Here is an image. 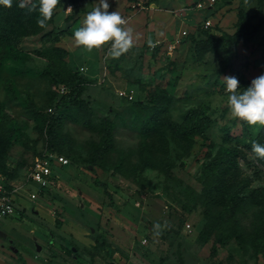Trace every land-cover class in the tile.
Instances as JSON below:
<instances>
[{
	"label": "rangeland",
	"instance_id": "rangeland-1",
	"mask_svg": "<svg viewBox=\"0 0 264 264\" xmlns=\"http://www.w3.org/2000/svg\"><path fill=\"white\" fill-rule=\"evenodd\" d=\"M180 1L108 0L109 11L133 30L134 47L119 59L109 55L110 45L89 53L74 44V31L98 0H60L53 22L39 33L26 14L0 44V140H10L0 175L16 202L14 214L0 217V257L7 264H264V204L236 216L246 244L226 236L233 229L229 209L218 216L229 192L264 189V164L247 146L262 127L231 116L223 78L235 76L242 93L264 74V0H221L209 12L196 8L198 0ZM249 24L254 34L240 40L235 56L227 42L209 48L195 42L229 37ZM54 47L68 54L60 58ZM45 71L57 77V87ZM76 72L85 80L83 93L78 103L64 104ZM52 116L59 122L49 138ZM104 117L115 124V146L92 162ZM200 120L203 132L185 140L168 125ZM234 149L236 160L224 166ZM46 154L69 164L57 163V177L42 188L30 173ZM133 168L135 175L124 174ZM229 168L239 177L226 188L218 175ZM247 179L248 187L238 185ZM209 202L218 218L212 223ZM165 222L156 236L153 225Z\"/></svg>",
	"mask_w": 264,
	"mask_h": 264
},
{
	"label": "trees",
	"instance_id": "trees-1",
	"mask_svg": "<svg viewBox=\"0 0 264 264\" xmlns=\"http://www.w3.org/2000/svg\"><path fill=\"white\" fill-rule=\"evenodd\" d=\"M128 1H134V0H128ZM19 2L20 0H13V6L11 8H7V7L0 5V44L4 40L9 38L11 34H13L16 31H19V29L23 26V21H24L23 18L26 14L30 15L32 19H34L33 24L36 28L35 32L39 33L45 29V28H40L37 25L38 12L28 13L27 9H20L18 7ZM33 2L38 3V0H33ZM59 6L60 4L57 5L56 9ZM53 19H54V15H53L52 20L49 21V23L53 22ZM250 28L251 26L249 24V25H246L244 28L239 29L235 34L230 35L229 37H219V38L208 37L207 39H200V40H196L195 42L198 45L201 44L205 46L204 48H209L213 44H216L217 42H222V41L227 42L232 48L233 55L235 56L238 51L237 47H238L240 40L242 38L248 39L249 37L253 36L254 27L252 29ZM52 51L60 58H64L68 54V51L63 47H54ZM43 75L46 78H48L49 82L53 84L55 87L58 86L57 77L53 75L51 71H45ZM72 78L75 84L70 90V93L68 94V101H66L64 104H70L73 102L78 103L79 102L78 100H80L79 97L83 93V88H84V83H85V80L83 79V77L79 73L76 72L75 74H73ZM31 109L35 111L33 107H31ZM192 114L194 118L198 116L196 111H194V113ZM58 122H59V118L55 116H52L48 119L47 134L49 138L53 136L54 129L56 128ZM203 122H204L203 120H200L198 124H195V125L193 124L192 126H185V125H181L174 121H169L168 125L171 127L174 133H176L179 137L185 140V139L190 138V136H192L193 134H198V133L203 132V129L201 128L202 126L204 127ZM206 125H208V123ZM114 130H115L114 122L111 121L109 118L104 117L101 120V125L99 126V131L101 133L100 139L98 142H94L91 146L90 159L92 162L99 161L100 159L108 155L114 149V146H115ZM3 131L6 132V129L3 128ZM253 141L264 144V127L261 128V130L259 131L256 137L254 138L248 137L247 146L250 150H251V143ZM8 143H10L9 137H6L5 140L4 139L0 140V166L4 169V171H5L6 166H5V162H2V159L4 158V154L7 152L6 147ZM236 152H237V149H234L233 153L228 155V159L226 163L223 164L224 166H227V165L229 166L230 160L231 161L233 159L236 160L235 159V157L237 156ZM255 158L258 161H260L262 164H264V160L259 159L256 156ZM143 164L145 166V165H148L149 162L146 161V163L143 162ZM66 165H63V166L65 167ZM56 167L57 166L54 167V170ZM136 172L137 170L133 168L131 170L129 169L126 170L124 174L127 176H133L135 175ZM256 172H258V170H256L255 173ZM238 177H239V173L236 174L235 172H232L231 169L229 168V169H224L222 172L219 173L218 181L221 184L226 183L225 187L228 188L229 186L227 183L229 181L232 183L237 182ZM96 182L99 185L104 187V191L112 200V193L108 190V186L105 183H102L97 179H96ZM238 185L243 188L248 187L249 181L247 179L246 181L238 183ZM217 188H219V184L213 187L212 190H217ZM262 193L264 196L263 188L260 190L253 189L249 195H243V196H238V197L237 195L231 194L229 192V196L227 197L225 206H223V209L220 210L221 214L218 215L219 220L222 219L226 215V210L229 209L230 214L228 217V222L230 224V221H232L230 226H232L231 228L233 229L231 233L226 235L227 238H230L233 235L237 239H239L241 243L243 244L247 243V241L245 240L244 228L241 229V226L239 222L237 221L236 216L237 214L241 213L246 208V206L263 205L264 200L263 199L260 200V196L262 197ZM215 203H217V201H215ZM207 219L209 223H212L216 219L218 220L217 216L215 215V212L212 209L211 202L208 203Z\"/></svg>",
	"mask_w": 264,
	"mask_h": 264
},
{
	"label": "clouds",
	"instance_id": "clouds-1",
	"mask_svg": "<svg viewBox=\"0 0 264 264\" xmlns=\"http://www.w3.org/2000/svg\"><path fill=\"white\" fill-rule=\"evenodd\" d=\"M245 2L247 3V0ZM59 3L60 0H38V3H34L33 0H20L18 7L27 9L28 13L38 12V27L47 28ZM0 5L11 8L13 0H0ZM109 8L108 0H98V6L87 13L83 26L74 31L73 40L76 47H82L89 53L110 45L109 55L119 59L134 47L133 30L127 27L128 21L122 18L118 11L110 12ZM66 11L71 12L72 8L68 7ZM148 45L152 48L156 46L151 38ZM223 78L229 94L227 106L231 116L246 122L250 127L257 125L264 127V74L254 78L242 93L238 91L239 80L235 76ZM251 150L257 158L264 160V144L253 141ZM167 227V222L163 225L156 223L153 225V232L159 236Z\"/></svg>",
	"mask_w": 264,
	"mask_h": 264
},
{
	"label": "built area",
	"instance_id": "built-area-1",
	"mask_svg": "<svg viewBox=\"0 0 264 264\" xmlns=\"http://www.w3.org/2000/svg\"><path fill=\"white\" fill-rule=\"evenodd\" d=\"M220 1L221 0H198L196 8L209 12L214 9ZM203 26L209 28L212 26V21L209 18H205ZM185 34H187V31L184 32V35ZM62 90L64 91L65 87H62ZM57 163L59 166H63L69 164V160L64 156L57 157L54 154H46L43 157H38L31 168L30 180L37 183L42 188L50 185V182L57 177L54 170ZM36 195V193H31L30 197L35 198ZM15 209L16 202L13 200L10 192L5 189L0 175V217L14 214Z\"/></svg>",
	"mask_w": 264,
	"mask_h": 264
},
{
	"label": "crops",
	"instance_id": "crops-1",
	"mask_svg": "<svg viewBox=\"0 0 264 264\" xmlns=\"http://www.w3.org/2000/svg\"><path fill=\"white\" fill-rule=\"evenodd\" d=\"M180 0H177V4L179 5L180 4ZM183 2V1H182ZM186 2V1H185ZM182 4H184V2L183 3H181V5ZM154 5H156V4H154ZM158 7V6H157ZM151 8V7H150ZM153 23H154V26L155 25H157V24H160V22H156V21H152ZM39 247V246H38ZM39 250V249H38ZM0 264H7L6 262H5V259L4 258H2V257H0Z\"/></svg>",
	"mask_w": 264,
	"mask_h": 264
},
{
	"label": "water",
	"instance_id": "water-1",
	"mask_svg": "<svg viewBox=\"0 0 264 264\" xmlns=\"http://www.w3.org/2000/svg\"><path fill=\"white\" fill-rule=\"evenodd\" d=\"M90 168H92V166ZM38 249H40V247H38Z\"/></svg>",
	"mask_w": 264,
	"mask_h": 264
}]
</instances>
